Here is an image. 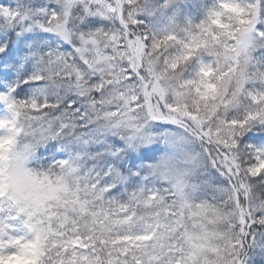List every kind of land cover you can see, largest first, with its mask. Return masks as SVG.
I'll use <instances>...</instances> for the list:
<instances>
[{"label":"snow or ice","instance_id":"1","mask_svg":"<svg viewBox=\"0 0 264 264\" xmlns=\"http://www.w3.org/2000/svg\"><path fill=\"white\" fill-rule=\"evenodd\" d=\"M0 264H264V0H0Z\"/></svg>","mask_w":264,"mask_h":264}]
</instances>
